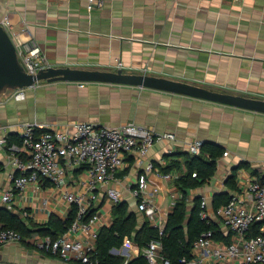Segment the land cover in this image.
<instances>
[{"label":"crops","instance_id":"crops-1","mask_svg":"<svg viewBox=\"0 0 264 264\" xmlns=\"http://www.w3.org/2000/svg\"><path fill=\"white\" fill-rule=\"evenodd\" d=\"M88 5L89 0H0V15L10 16L12 34L34 39L51 68L123 70L264 100V0H104L102 7L93 10ZM14 94L7 91L0 95V136L18 134L23 123L44 127L134 123L175 136V141L157 142L141 162L138 153L128 156L117 173L115 187L121 193L120 202H127L141 226L146 218L131 194L139 175L147 176L149 191H158L155 202L167 222L182 198L176 180L186 170L163 172V168L175 159L182 161L174 158L177 153L191 154L188 144L194 141L221 146L224 155L218 159L211 180L190 192L191 205L204 196L212 213L213 198L231 191L227 181L234 171L238 191L232 195L264 177L259 168L264 163L262 113L154 89L96 82L45 81L26 89L25 99ZM0 161L5 165L0 173L1 194L12 184L9 174L14 167L3 149ZM242 163L249 167L239 168ZM149 164H153L151 171H147ZM80 173L70 174L72 188ZM33 190L30 186L13 210L24 219L28 212L35 230L51 216L68 218L72 205L62 191L52 188L37 194ZM95 194L100 215L97 229L111 227L116 204L103 190ZM46 199L49 210L41 207ZM211 219L231 242L234 234L230 229L215 216ZM68 236L84 237L79 232ZM34 238L0 245V264H83L45 254L35 247ZM144 250L132 241L129 257L123 256L126 264Z\"/></svg>","mask_w":264,"mask_h":264},{"label":"built area","instance_id":"built-area-1","mask_svg":"<svg viewBox=\"0 0 264 264\" xmlns=\"http://www.w3.org/2000/svg\"><path fill=\"white\" fill-rule=\"evenodd\" d=\"M104 0H89L88 9L102 7ZM0 26L12 38L19 61L29 75H37L50 68L39 45L32 37L20 39L11 33L13 27L9 15H0ZM15 97L25 99L24 90H14ZM22 142L9 144L7 135L0 136V149L8 154L9 163L14 170L9 174L10 188L0 194V204L13 210L17 199L33 186L35 193L56 189L62 191L64 199L77 207V218L68 231L57 241L37 236L33 239L39 250H48L63 260H75L83 264H96L92 256L100 229V215L96 210L98 197L95 192L105 191L109 201L117 204L121 193L115 187L117 173L125 164L128 156L138 153L139 161L147 157L150 149L159 141H175L172 134H159L152 129L129 123L119 127H98L92 123H70L62 127H44L37 123H23L17 134ZM204 143L194 141L188 144L192 155H200ZM227 155V154H225ZM83 169L79 179L70 183V174ZM264 175V163L260 165ZM153 170V164L147 171ZM196 177V174L193 175ZM166 175L165 178H171ZM49 183L48 186H44ZM75 184V185H74ZM77 191H86L79 193ZM157 190L149 191L145 174H140L136 187L131 191L138 201L137 209L153 228L165 232L166 222L155 202ZM42 209L49 210V201L43 200ZM96 212L91 216L92 212ZM24 213V217H29ZM215 216L234 234L230 244L214 239L212 231H206L195 242L192 259L182 260L184 264H264V177L249 182L242 191L233 195L231 201L210 213L208 200L202 197L201 218L209 224ZM89 217V221L86 219ZM255 224H260V234L248 237ZM84 237L70 238L71 233ZM20 233L0 228V245L22 242ZM132 241L126 237L120 249L111 251L114 255L128 256ZM163 246L158 240L152 241L144 250L148 264H171L163 257ZM234 261V262H233Z\"/></svg>","mask_w":264,"mask_h":264},{"label":"trees","instance_id":"trees-1","mask_svg":"<svg viewBox=\"0 0 264 264\" xmlns=\"http://www.w3.org/2000/svg\"><path fill=\"white\" fill-rule=\"evenodd\" d=\"M9 144H20L22 139L17 134H11L8 137ZM224 155V148L213 143H204L200 155H191L177 153L175 157L182 158V161L173 160L170 165L163 168V172L169 170L181 171L185 168L186 172L181 174L176 180V185L182 194L169 215L165 232L161 235L160 231L153 228L146 220L144 225H140L137 214L130 212L127 202L122 201L114 205L112 210L113 224L111 227H103L98 234L96 251L92 260L96 264H126L127 259L121 255L111 253L113 249H120L123 246L126 237L130 238L141 250L146 249L152 241H160L163 246V257L168 259L171 264H184L183 259L187 261L192 259V250L195 242L206 231H212L213 237L218 242L230 244L219 231L218 227L211 221L209 224L201 218V197L190 204V192L203 187L206 182L211 180L217 169V161ZM171 159V157H167ZM241 167H249L242 163ZM83 169H79L80 173ZM5 171V165L0 161V173ZM235 173L228 179V192L217 194L213 198V208L217 209L228 204L233 195L231 192H237ZM196 174V177L193 175ZM46 183L44 186H48ZM96 212L94 210L91 216ZM77 218V207L72 206V211L66 220H61L56 216H51L49 221L40 225L39 230L28 217L25 219L14 210L0 204V228L15 230L22 235V242L36 237L50 238L53 242L66 235ZM89 221V217L86 222ZM260 224H255L251 228L248 237H255L260 234ZM47 255H53L50 251H43ZM127 264H148L144 254L129 261Z\"/></svg>","mask_w":264,"mask_h":264},{"label":"water","instance_id":"water-1","mask_svg":"<svg viewBox=\"0 0 264 264\" xmlns=\"http://www.w3.org/2000/svg\"><path fill=\"white\" fill-rule=\"evenodd\" d=\"M45 81L48 83L96 82L148 88L264 114V100L261 99L214 91L149 75L127 74L123 70L110 72L50 67L40 71L37 75H29L19 61L12 38L0 26V95L8 90L33 88Z\"/></svg>","mask_w":264,"mask_h":264},{"label":"rangeland","instance_id":"rangeland-1","mask_svg":"<svg viewBox=\"0 0 264 264\" xmlns=\"http://www.w3.org/2000/svg\"><path fill=\"white\" fill-rule=\"evenodd\" d=\"M8 91H12V90H8ZM7 92V91H6Z\"/></svg>","mask_w":264,"mask_h":264}]
</instances>
